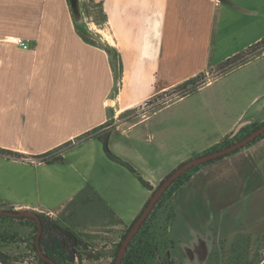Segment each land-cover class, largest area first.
Masks as SVG:
<instances>
[{
    "label": "crops",
    "instance_id": "1",
    "mask_svg": "<svg viewBox=\"0 0 264 264\" xmlns=\"http://www.w3.org/2000/svg\"><path fill=\"white\" fill-rule=\"evenodd\" d=\"M98 3L111 43L97 48L80 42L74 38V23L68 18L64 22L68 34L42 41L41 52L30 67L21 70L22 74L17 73L13 80L2 74L0 150L23 158L0 155V210L42 214L85 236L107 230L103 234L113 238L136 219L151 193L106 156L100 140L104 126L111 127L108 143L114 151L118 144L115 135L125 137L149 121L123 130L124 122L118 119L123 113L262 41L264 0ZM120 73L121 80L117 78ZM119 85L121 89L116 91ZM250 104L255 106L252 114L264 113V89ZM241 121L237 119L232 126ZM243 121L264 123V119L257 121L253 116ZM97 128L101 129L92 133ZM50 152L56 160L42 162L36 158ZM189 157L178 155L161 164L140 159L138 169L144 172L143 180L155 188ZM251 168L257 179L264 177V138L222 161L200 167L171 195L175 217L169 236L173 241L182 210L196 203V193L222 188L217 192L219 197L211 201L216 215L208 236L196 239L194 247L187 249L193 252V261H204L208 255L210 262L223 264L217 253L213 261V251H221V244H233L235 238H230L242 232L247 235L251 225L264 219V198L258 195L263 183L251 198L234 201L222 197L228 185L239 188L241 174ZM81 211L83 215L89 211L96 214L83 219ZM242 215L249 218V228L236 224ZM0 229L25 238L31 232L27 226L7 220L0 221ZM251 235L247 244L258 252L264 246V228H253ZM104 244L109 249L113 242L110 239ZM254 250L250 248L251 254ZM251 254L230 262L264 264V256Z\"/></svg>",
    "mask_w": 264,
    "mask_h": 264
},
{
    "label": "rangeland",
    "instance_id": "2",
    "mask_svg": "<svg viewBox=\"0 0 264 264\" xmlns=\"http://www.w3.org/2000/svg\"><path fill=\"white\" fill-rule=\"evenodd\" d=\"M98 2L99 0H80L84 20L91 34L81 33L74 27L72 34L74 38H80V42L84 44L101 48V46L107 45V41L111 43V39L108 27L103 23V14ZM71 17L68 0H0V85L2 84V74L8 75L5 76L6 79L13 80L17 73H23L21 71L23 68L30 67L36 54L41 52V42L46 41L47 37L67 35L68 31L64 22L68 18L72 21ZM17 41H24L27 44V49L19 48ZM242 62L245 63L241 66L238 65ZM117 78L121 80L122 73L118 74ZM118 89H121L120 85L116 87V91ZM263 89L264 43L244 52L241 60L231 68L226 70H221L218 67L209 69L191 84L159 93L150 100L123 113L118 118L124 122L123 130L149 119L145 124L129 131L125 137L115 135L118 144L114 147V151L129 158L130 162L123 160L112 151L109 143L108 149L113 155L131 166L140 177L145 176L144 172L138 169L140 159L147 160L150 164L153 162L161 164L160 161L168 162L170 158L182 155L190 156L186 160L188 161L230 137L237 126H232L237 119L243 121L249 116H253L257 121L264 119V113L252 114L255 106L250 104L252 99L258 96ZM107 104L109 103L107 102ZM15 119H19L17 115ZM257 123L255 125L259 124ZM249 125H252V122ZM110 130V125L106 124L103 135L105 132L110 133ZM198 151L201 152L196 155ZM190 152L193 154L188 155ZM222 160L223 158L211 164ZM211 164H207V166ZM122 167L136 177L134 173L124 166ZM241 175V186L233 188L228 185L224 188L223 198H230L234 201L251 198L257 195V193H253L256 187L262 183L264 185V177L257 179L255 170L252 168ZM214 191L222 192V188ZM214 191L196 193V203L184 206L183 218L176 223L174 228L173 241L169 236L173 243L171 255L176 264H216L210 262L208 255L204 261H199L198 258L193 261V252L187 250L192 249L198 239L208 236L211 223L216 215L214 209L216 207L212 205L211 201L219 197L218 193L216 194ZM258 195L264 198V186L260 188ZM234 206L237 207V205ZM234 206L233 208H235ZM81 213L80 218L83 219H89L90 216L96 214L91 211L84 215L83 211ZM229 214L227 213L226 216L229 217ZM249 221V218L242 215L235 222L238 227H246ZM257 222L254 225L249 224L250 228L247 226L249 228V233L246 232L247 235L242 232L236 237L232 236L233 238L230 240L235 238V241L232 240L233 244L228 246L221 244V251H213V261L216 258L214 257L216 253L218 259L220 257L222 261L220 263L223 264H232L230 259H239L241 255L251 254L250 248L252 250L254 248L247 244V240L253 238L251 235L253 228L255 229L257 226L264 228V219ZM3 231L6 230L0 229V232ZM123 231L113 238L103 234L107 233V230L97 235H86L93 245H96L95 249L104 256L99 262L85 261L83 264H109V252L118 243ZM30 234L31 232L28 237ZM18 237L25 238L26 235H18ZM110 239L113 244L111 248L107 249L104 242ZM29 245L30 242H26L24 245L17 240L10 242V245L2 250L24 259L25 262L22 264H35L33 257L28 254ZM251 255H256L255 257L258 258L264 256V246H260L259 251H255Z\"/></svg>",
    "mask_w": 264,
    "mask_h": 264
},
{
    "label": "trees",
    "instance_id": "3",
    "mask_svg": "<svg viewBox=\"0 0 264 264\" xmlns=\"http://www.w3.org/2000/svg\"><path fill=\"white\" fill-rule=\"evenodd\" d=\"M263 43L264 39L252 47H256ZM248 49L232 57L231 59L226 60L221 65H219L218 68L221 70H226L228 68L233 67L237 64L239 60H241L243 53L246 52ZM243 63L245 62H242L238 65H241ZM196 78L189 80L180 86L189 85L194 80H196ZM259 126L260 125L252 124L243 127L237 136L233 138L227 137L221 143L205 151L203 154L229 146L233 142L242 139L246 135H249ZM99 129L101 128L94 129L92 133H96ZM108 137L109 132H105V134L100 137L103 150L106 156L112 162L120 164L121 166H124L129 171L134 173L140 184L151 193V198L154 192L156 191L157 187L153 188L147 181L143 180L138 174H136L135 170L131 166H129L126 162H124L123 160H121L110 152V150L108 149ZM263 138L264 134L259 136L254 142H257ZM254 142L250 143L246 147H249ZM70 144L71 143L65 146H69ZM52 154L53 152H50L38 156L36 158L42 162H50L52 160H56L55 158H53ZM0 155L5 157H15L18 159L23 158V156L20 154L11 153L4 150H0ZM213 162H210L208 164H211ZM200 167L201 166L194 167L186 173L182 174L171 184L167 191L160 197V199L157 201L146 220L139 228L138 232L134 235L133 239L131 240L124 254L121 264H176L175 259L171 255L173 243L169 239L168 233V230L170 229L172 221L175 217V212L170 203V197L175 192V190L182 186L191 177L193 173L198 171ZM163 180L161 181V183L163 182ZM150 198L144 204L136 219L143 212ZM34 214L38 216L42 224V232L38 240V245L44 257L53 260L56 264H83V262L85 261L99 262L103 258L104 255L95 249L96 245H93L90 239H88L85 235H82L81 233L74 231L70 228L64 227L60 225L57 221L52 220L42 214ZM136 219L129 226L125 227L123 233L119 238L118 243L109 252V264H114L120 244L124 240L128 230L131 228ZM6 220L15 221L27 226L28 228H30L31 234L27 238H20L18 237V235H16V233H10L8 231L0 232V264H22L25 262L24 259L19 258L15 255H10L8 252L2 250V248H5L6 246L10 245V242H15L17 240H19L23 244H25L26 242H30V245L28 247V254L33 257V259L35 260V264H49L38 255L36 250L35 238L38 231L36 220L32 217L9 218L0 216V221Z\"/></svg>",
    "mask_w": 264,
    "mask_h": 264
},
{
    "label": "water",
    "instance_id": "4",
    "mask_svg": "<svg viewBox=\"0 0 264 264\" xmlns=\"http://www.w3.org/2000/svg\"><path fill=\"white\" fill-rule=\"evenodd\" d=\"M68 3H69V8H70V12L72 15V20H73L75 29L81 33L90 35L91 33L84 20V14L82 11L80 0H68ZM250 123H251L250 121H242L241 123H239L235 127L234 131L231 133L230 138L235 137L243 127H245L246 125H249ZM263 134H264V123L260 125L257 129L252 131L249 135L245 136L244 138L238 141L233 142L229 146L223 147L221 149H218V150L206 153V154L196 156L182 163L177 168H175L163 180V182L157 187L156 191L150 198L143 212L139 215V217L133 223L131 228L128 230L124 240L120 244L114 264H121L124 254L131 240L133 239L134 235L138 232L139 228L141 227L143 222L146 220V218L148 217V215L154 208L157 201L167 191V189L171 186V184L176 179H178L182 174L186 173L187 171H189L190 169L194 167L204 166L210 162L217 161L219 159H222L224 157L231 155L232 153L236 151L243 149L244 147L254 142L259 136ZM0 216L9 217V218H20V217L34 218L36 220L37 227H38V231H37L36 238H35L37 253L44 261L48 262L49 264H56L53 260L44 257L39 248L38 240L42 232V224L37 215H35L34 213L27 212V211L15 212V211L0 210ZM169 232H170V229L168 230V233Z\"/></svg>",
    "mask_w": 264,
    "mask_h": 264
},
{
    "label": "built area",
    "instance_id": "5",
    "mask_svg": "<svg viewBox=\"0 0 264 264\" xmlns=\"http://www.w3.org/2000/svg\"><path fill=\"white\" fill-rule=\"evenodd\" d=\"M18 46L22 49H27V44L24 41H17Z\"/></svg>",
    "mask_w": 264,
    "mask_h": 264
},
{
    "label": "flooded vegetation",
    "instance_id": "6",
    "mask_svg": "<svg viewBox=\"0 0 264 264\" xmlns=\"http://www.w3.org/2000/svg\"><path fill=\"white\" fill-rule=\"evenodd\" d=\"M237 135H238V134H237ZM237 135H236V136H237ZM246 136H247V135H246ZM244 137H245V136H244ZM244 137H243V138H244Z\"/></svg>",
    "mask_w": 264,
    "mask_h": 264
}]
</instances>
